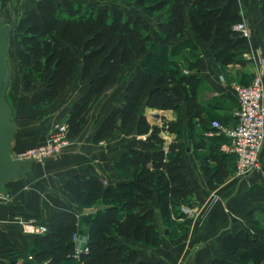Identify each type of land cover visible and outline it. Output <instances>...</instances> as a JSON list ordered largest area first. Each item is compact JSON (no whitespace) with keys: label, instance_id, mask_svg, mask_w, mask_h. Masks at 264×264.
<instances>
[{"label":"trees","instance_id":"16d2710c","mask_svg":"<svg viewBox=\"0 0 264 264\" xmlns=\"http://www.w3.org/2000/svg\"><path fill=\"white\" fill-rule=\"evenodd\" d=\"M156 2L157 10L164 15L155 29L142 17L105 9L84 10L74 0H38L15 22L22 90H35L33 79L44 82L38 104L55 100L80 64V78L87 90L66 119L70 140L80 134L93 104L119 81L122 70L143 59L142 68L127 82L123 103L106 115L92 137L97 144L105 134L117 130L118 123L122 129L135 123L136 135L143 137L136 142L143 150L130 149L114 162L125 180L105 185L99 177L90 176L62 183V189L79 208L94 211L80 217L73 212H56L46 223L41 222L47 230L33 236L29 251L36 264H71L75 257L78 264H150L138 261L127 244L135 242L150 248L162 245L154 212L148 205L155 195L166 229H176L168 233L170 244L178 245L189 235L192 218L181 211L182 206H188L190 189L182 173L185 147L177 141L166 145L161 133L179 135L181 104H185L190 132L206 122L197 100V79L182 73L170 60L175 52L169 54L168 49L186 34V11L191 28L201 41L210 44V52L221 67L243 65L240 56L248 41L233 30L241 22L238 0ZM146 109L171 110L178 119L160 127L151 125L144 114ZM202 171L211 190L229 175L227 164L216 154L202 159ZM76 237L83 243L85 237L86 251L75 256ZM220 247L226 254H235V260L215 258L210 264H264V236L240 230L222 236Z\"/></svg>","mask_w":264,"mask_h":264},{"label":"crops","instance_id":"0c3cea01","mask_svg":"<svg viewBox=\"0 0 264 264\" xmlns=\"http://www.w3.org/2000/svg\"><path fill=\"white\" fill-rule=\"evenodd\" d=\"M25 1L20 0L15 3L16 14L17 6L21 7ZM238 1L241 21L246 24L249 33L248 45L240 56L243 65L233 64L221 67L217 64L210 52V44L201 41L191 28L187 11L184 15L186 34L168 49L169 54L175 52L170 60L181 68L182 73L197 79V100L204 111L203 119L206 123L196 125L195 130L190 132L185 120V104H181L184 139L176 140L175 134L161 133L166 145L177 141L185 147L182 173L190 183L186 202L192 209V224L187 239L178 245H171L155 195L148 205L154 212V225L158 231L159 227H162L164 232V238H162L166 241L162 239V245L156 250H151L143 244L128 243V248L136 252L140 262L210 264L215 258L233 262L236 255L226 254L221 250L222 236L240 230L264 236V146L259 158V171L248 178H238L234 175L233 157L225 154L224 151L227 144L225 138L207 128V124L212 119H218L226 125L233 123V113L237 107L234 86L247 85L255 75H259L264 83V19L260 13L262 1ZM34 3L29 8H32ZM8 5L9 0H0L2 9L8 8ZM116 11L124 12L120 9ZM163 15L164 13L154 23L144 15L132 16L144 18L150 27L155 29L162 21ZM142 60L139 59L136 64L124 68L119 81L106 90H116L117 97L108 101L105 113L93 129H88L84 134L81 131L71 140V145L62 155L54 159L33 162L30 175L6 182L4 194L0 196V264H36L29 254L33 236L26 234L14 222V217H31L40 223H46L48 217L56 212H73L78 217L93 213V209L83 210L75 204L70 194L61 187L64 181L97 176L105 185H111L127 179L114 168V162L130 149L143 150L136 142L143 137L136 135L135 123L128 125L125 129H122L118 123V129L113 133L110 132L113 134L112 141L105 140L109 133L105 134L97 144L92 142V137L106 115L123 103L127 82L137 70L142 68ZM182 66L185 69H182ZM73 77L75 84L70 85V79L64 90L52 101V104L58 108L55 111L59 110L61 114L64 112L65 120L75 101L87 90V84L80 78V64ZM43 88L44 85L37 97L40 96ZM8 98L14 110L13 121L16 126L11 142V154L14 155L43 143L50 133V128H45V124L42 123L19 119L9 96ZM60 105L62 107L59 108ZM88 114L90 117L96 116V112ZM144 114L151 125L159 127L162 123L175 122L178 119V114L171 110L146 109ZM196 130L200 133L194 135ZM126 132L128 136H125ZM215 154L227 164L229 175L221 185L211 190L208 186V178L202 171V159ZM210 166H214V163L210 162ZM85 227L86 225H83L82 228L85 229ZM83 238L84 243L82 242L78 248L84 247L85 237ZM77 260L75 257L73 263L78 264Z\"/></svg>","mask_w":264,"mask_h":264},{"label":"built area","instance_id":"2783aa9c","mask_svg":"<svg viewBox=\"0 0 264 264\" xmlns=\"http://www.w3.org/2000/svg\"><path fill=\"white\" fill-rule=\"evenodd\" d=\"M233 30L241 37L248 38L246 24L241 21L233 26ZM237 107L233 113V123L226 125L217 119L210 121L211 129L225 138V154L234 159V175L238 178H248L259 171V158L264 146V83L259 75H255L247 85L234 86ZM66 123L60 124L56 131L42 145L32 147L12 155L16 160H31L41 162L59 154L66 148L70 139L67 136ZM186 215L191 210L181 207ZM14 222L29 235H42L46 226L35 218L14 217ZM78 243L75 256L86 251L85 247L78 248L82 238H74ZM32 258V257H30Z\"/></svg>","mask_w":264,"mask_h":264},{"label":"rangeland","instance_id":"374dc122","mask_svg":"<svg viewBox=\"0 0 264 264\" xmlns=\"http://www.w3.org/2000/svg\"><path fill=\"white\" fill-rule=\"evenodd\" d=\"M17 1L19 2L20 0H13V5L15 9H16L15 3ZM37 1L38 0H26L25 3L23 2L24 5L22 3L21 7L17 6V10H18L17 14H16V11L14 12L15 22L18 19L19 14L21 13L23 14L25 11L28 10L30 5H32L34 2L36 3ZM74 1L76 3H80L84 10H92L94 12H97L101 9H105L108 12L112 13L120 9L124 11L123 13L129 14V15L130 14L131 15H137V14L144 15L148 19H150L152 23L157 22L161 18V15L164 13V11H162L161 9L157 10L156 6L158 3L156 2V0H74ZM9 3H10V0H9ZM6 7H7V4H6ZM6 21L8 22L7 15H6ZM18 41H19V35L13 32L11 35V43H10V50H9V59H10L11 67H12V85L10 87L9 97L16 109L19 119L26 120L27 122L33 121L34 123H42V124H45V128H50V133L47 135L45 139L46 141L51 136V134H53L56 131L57 127L60 124L66 123V120L64 117L65 115H64V112H62L61 114L59 110H57L59 112L55 111L57 107L54 104H52V102L46 105L37 103V99H38L37 96L39 95V92L41 91V88L44 85V82H41L38 79H33V84L36 86L35 90H32L30 92H24L22 90V69L20 68V65L17 59V52L19 50ZM182 69H185V68L183 67ZM74 81H75V78L74 77L71 78L70 85L71 84L74 85L75 84ZM236 86H239V85H236ZM117 93L118 92L116 90L109 89L108 91H106L105 94H103L97 100V102L93 104L89 112L90 113L96 112V116L90 117L89 114H87L86 122L83 125L82 130H81L83 131V134L87 132L88 129H93L95 127L99 119L103 116V114L106 111V107H107L106 104L108 103V101L114 100L117 97ZM62 105H60L59 108L62 107ZM148 116L150 117L152 115H148ZM207 128L209 131H213L211 129L210 123L207 124ZM184 131H185L184 126L182 124L180 127L179 135L177 136L175 135L174 139L176 140L184 139ZM195 132L193 133L194 135L200 133V131H197V130ZM125 136H128V132L125 133ZM108 139L112 141L113 134L109 133L107 137L105 138V140H108ZM45 141L43 143H45ZM71 142L72 141L70 140V143L66 148H64L59 154L55 155L54 157L50 159H54L57 156L62 155L64 150L67 149L71 145ZM43 143L39 145H42ZM101 144H99V146ZM183 207H186L187 209L192 210L190 205L188 206L184 205ZM189 217L191 218V215ZM166 231L168 233L169 232L175 233L176 229L174 227L172 228L167 227ZM159 233L161 237L164 238V232L162 230V227H159ZM149 249L156 250L157 248L149 247ZM71 264H74V263H71Z\"/></svg>","mask_w":264,"mask_h":264},{"label":"water","instance_id":"95a60500","mask_svg":"<svg viewBox=\"0 0 264 264\" xmlns=\"http://www.w3.org/2000/svg\"><path fill=\"white\" fill-rule=\"evenodd\" d=\"M5 13L8 16L6 21ZM15 18L13 0L8 8L0 6V196L4 194V185L13 180L31 174V160H16L11 154V142L16 130L14 110L9 101L11 69L8 61L10 37L14 32ZM158 118V117H155Z\"/></svg>","mask_w":264,"mask_h":264},{"label":"bare ground","instance_id":"6f19581e","mask_svg":"<svg viewBox=\"0 0 264 264\" xmlns=\"http://www.w3.org/2000/svg\"><path fill=\"white\" fill-rule=\"evenodd\" d=\"M7 13H5V17H6ZM10 43H11V37H10V42H9V48H8V61L10 63V59H9V50H10ZM10 69H11V84H10V87L12 85V67H11V63H10Z\"/></svg>","mask_w":264,"mask_h":264}]
</instances>
